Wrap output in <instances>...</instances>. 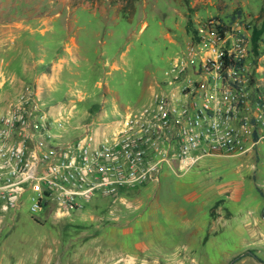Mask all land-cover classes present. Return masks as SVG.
<instances>
[{
  "label": "rangeland",
  "instance_id": "374dc122",
  "mask_svg": "<svg viewBox=\"0 0 264 264\" xmlns=\"http://www.w3.org/2000/svg\"><path fill=\"white\" fill-rule=\"evenodd\" d=\"M263 16L264 0H137L130 20L121 18L109 0H0V38L6 41L0 44V62L12 53L4 79L37 83L41 97L53 105L47 109L50 116H68L74 105L72 124L98 122L150 104L153 94L160 93L156 82L164 69L193 46L207 24L251 35ZM261 39L260 57L264 33ZM257 63L264 65V58ZM2 92L0 101L12 93L8 88ZM260 149L204 158L193 167L201 165L196 177H214L221 192L199 202L192 227L210 225V215L198 211L211 209L220 227L229 216L246 214L242 224H233L235 231L209 227L198 234L199 240L180 235L178 217L161 211L195 210L196 202H185L187 190L197 188L189 183L195 175L187 182L182 179L187 171L164 169L158 182L119 198H95L61 221L36 222L26 205L19 215L0 214V264H262ZM247 179L253 182L251 190ZM227 180L236 185L234 201L233 194L224 192ZM150 208L158 211L148 213ZM192 240L197 247H190Z\"/></svg>",
  "mask_w": 264,
  "mask_h": 264
},
{
  "label": "built area",
  "instance_id": "2783aa9c",
  "mask_svg": "<svg viewBox=\"0 0 264 264\" xmlns=\"http://www.w3.org/2000/svg\"><path fill=\"white\" fill-rule=\"evenodd\" d=\"M216 24L171 60L150 104L75 125L74 105L50 116L35 83L0 101V214L26 205L36 222L61 221L158 182L164 169L264 147V55L253 56L248 33Z\"/></svg>",
  "mask_w": 264,
  "mask_h": 264
},
{
  "label": "crops",
  "instance_id": "0c3cea01",
  "mask_svg": "<svg viewBox=\"0 0 264 264\" xmlns=\"http://www.w3.org/2000/svg\"><path fill=\"white\" fill-rule=\"evenodd\" d=\"M4 40H5V38H0V44H2V42H4ZM4 43H6V41ZM11 55H12V53L8 51L7 55H3L1 57V62H0V95L3 93L2 91H4V89L8 88L12 92L14 87H18L19 88L20 85H21V83L22 82H25V81L21 80L20 83H15V81H13L11 78L10 79H4L5 76H8V75H6V70L5 69L8 68V65L10 63L9 61L12 60L11 59V57H12ZM13 92H15V91H13ZM39 93H41V92L39 91ZM68 97H70V96L68 95ZM260 150L261 151L263 150V154H264V147H261ZM207 158H211V157H207ZM203 163L204 162H202V164ZM200 166L201 165H199V167H197V168H192L191 170L189 169L190 171L188 170L186 172V174L183 176L182 179L184 181H187V182H188V180L190 181L191 177H193V174L195 175V173L200 172V170L202 169ZM166 171H169V170L166 169ZM262 173H264V171H262ZM188 176H190V178H187ZM193 178L195 180L193 179L192 182H189V183L191 184L192 187H193L192 184L193 183H196V187L197 188H194V190H192V189L187 190V194L188 195L186 196L187 201H185V202L186 203H191V204L193 202H196L195 210H191V212H190L189 210L186 209L185 211H179V212H177V211H174V210H171V209H168V208L164 207L163 210L161 211L163 213H167L168 212L169 214L174 215L175 217H178V219H179V225H180L179 226L180 227V232H179L180 235L181 234H185L186 235V236L184 235L185 237L188 236L190 238L199 240L197 238V236H199L198 234L200 232H203L204 230L208 229L209 227L212 230L213 229H217L219 231V230H221V227L223 229H226L227 230V227L229 226L228 229L233 228L234 231H235V228L233 227V224L235 222H240V224H242V222L247 219V217H246L247 215L246 214H244V215L243 214H240V215H238V217L234 216L235 215L234 214L232 216H229V218L225 219L224 223H222L223 225L220 227L219 221L217 219H216V221L213 219V217H214L213 211L211 209L210 210L208 209V210H205V212L204 211H201V212L198 211V213H201V215H205V214H208V216L210 215V220H208L210 225L207 228H204V227L201 228L199 225H196V226L192 227L194 225V219H195V218H193V216L194 215H197V210H198L197 205L199 204V202L201 201V203H203L204 202L203 199H207V200L212 199L213 200V198H215L214 196L216 194H219L221 192L220 189H219L220 185L215 181V178L214 177H208V178H206V177H202L201 175H198L197 174V177L195 175V177H193ZM183 180H181V181H183ZM179 182L180 181L178 180L176 184H179ZM247 183L249 184V189L251 190V188H252L251 185H253V182L250 179H247ZM177 187L178 186L175 187L174 192L177 191ZM186 188H189V187L186 186ZM225 189L227 190V191H224L226 194H229V195L233 194V195H231V198H233V201L237 199L236 194H235L236 185H233L232 184V187H231V181L230 180H227L225 182ZM261 196L264 199V194L263 193H261ZM209 197H210V199H209ZM212 200L210 201V203H212ZM215 200L217 202L218 201V198H216ZM166 210H168V211H166ZM147 211H148V213H151V212H155V211H158V210L156 208H153V209L150 208ZM147 211H146V213H147ZM215 215H217V214H215ZM260 215L264 219V200H263V205L261 207V213H260ZM139 216H142V215H139ZM146 216H148V215H146ZM148 217L150 218L151 216H148ZM226 224H228V225H226ZM151 226H152V223L150 221V224L148 225V229ZM214 226H216V228H214ZM148 229H146V230H148ZM146 242L151 243L152 246L154 245V242L151 239H148ZM190 247H192V248L197 247L195 245L194 240L191 241Z\"/></svg>",
  "mask_w": 264,
  "mask_h": 264
},
{
  "label": "trees",
  "instance_id": "16d2710c",
  "mask_svg": "<svg viewBox=\"0 0 264 264\" xmlns=\"http://www.w3.org/2000/svg\"><path fill=\"white\" fill-rule=\"evenodd\" d=\"M136 1L137 0H109L110 4H117V12L120 15V17L125 20H130L132 18L135 12V2ZM216 26L220 32L224 31L227 28L226 25L220 24V23L216 24ZM263 33H264V16L262 17L259 25H254L251 28V35H250L251 48L253 49L254 55H259L261 53L258 47H259V42L262 40L261 38H262ZM144 186H141V187H144ZM141 187H139L138 189L134 191L139 190ZM130 192L132 191H127V193H130ZM240 256L234 257V258L236 259V258H239ZM258 260L262 264H264V259H258Z\"/></svg>",
  "mask_w": 264,
  "mask_h": 264
}]
</instances>
